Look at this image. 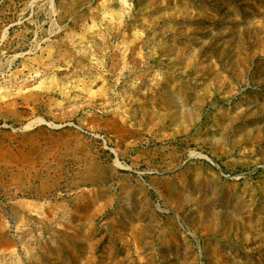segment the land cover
<instances>
[{"label": "rangeland", "instance_id": "1", "mask_svg": "<svg viewBox=\"0 0 264 264\" xmlns=\"http://www.w3.org/2000/svg\"><path fill=\"white\" fill-rule=\"evenodd\" d=\"M0 264H264V0H0Z\"/></svg>", "mask_w": 264, "mask_h": 264}, {"label": "bare ground", "instance_id": "2", "mask_svg": "<svg viewBox=\"0 0 264 264\" xmlns=\"http://www.w3.org/2000/svg\"><path fill=\"white\" fill-rule=\"evenodd\" d=\"M86 225H87V224H86ZM86 225H85V226H86ZM75 232H76V231H75Z\"/></svg>", "mask_w": 264, "mask_h": 264}]
</instances>
